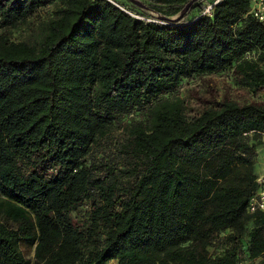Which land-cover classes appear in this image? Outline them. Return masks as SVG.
Returning a JSON list of instances; mask_svg holds the SVG:
<instances>
[{"label":"trees","instance_id":"1","mask_svg":"<svg viewBox=\"0 0 264 264\" xmlns=\"http://www.w3.org/2000/svg\"><path fill=\"white\" fill-rule=\"evenodd\" d=\"M147 1L0 0V264L262 257L264 215L246 214L262 144L243 134L264 130V100L189 118L174 94L225 71L263 90L264 22L250 0H215L210 15L195 0L165 22L192 0ZM49 5L38 41L10 39Z\"/></svg>","mask_w":264,"mask_h":264},{"label":"rangeland","instance_id":"2","mask_svg":"<svg viewBox=\"0 0 264 264\" xmlns=\"http://www.w3.org/2000/svg\"><path fill=\"white\" fill-rule=\"evenodd\" d=\"M116 3L124 4L131 8L129 0H111ZM143 5H149L147 0H138ZM203 5H209L214 0H203ZM55 5H49L35 12L25 23L20 24L17 28L10 29L8 35L14 42L34 43L41 38L44 26L48 19L53 15ZM141 9V8H139ZM143 10V9H142ZM173 19V18H172ZM184 101L186 116L191 118L198 115L205 107L217 104L222 100H229L238 105L247 103H262L264 100V89L255 93L248 92L246 89L238 86L233 75L229 71L215 73L211 75L196 76L189 80L182 81L178 86L175 94ZM138 116V115H135ZM134 115L131 118L138 119ZM120 131V130H119ZM119 131L114 132L113 136L118 135ZM101 147L97 146L93 154L99 158L107 151L106 143ZM107 156V154L105 155ZM106 158V157H105ZM264 169V148H260L256 155L254 173L259 174ZM224 236V234H222ZM221 243L214 247L220 250ZM224 246V245H222ZM211 250V251H215ZM27 259L32 260V253L28 254ZM259 261L244 259L242 264H257ZM114 264V263H112Z\"/></svg>","mask_w":264,"mask_h":264},{"label":"built area","instance_id":"3","mask_svg":"<svg viewBox=\"0 0 264 264\" xmlns=\"http://www.w3.org/2000/svg\"><path fill=\"white\" fill-rule=\"evenodd\" d=\"M217 0L213 3L215 4ZM212 4H209L205 7L203 14L210 15ZM255 19L260 22H264V0H250V11ZM245 59H254L253 54L247 53L245 55ZM244 136L256 135L258 139L261 141L262 147L264 148V130L263 131H251L249 133H244ZM255 191L253 195L249 198L247 206H246V214L254 215V214H262L264 215V169L261 173L257 174L255 178ZM258 261H263L264 264V253Z\"/></svg>","mask_w":264,"mask_h":264},{"label":"water","instance_id":"4","mask_svg":"<svg viewBox=\"0 0 264 264\" xmlns=\"http://www.w3.org/2000/svg\"><path fill=\"white\" fill-rule=\"evenodd\" d=\"M131 3L137 5L140 8H144V6L138 1V0H129ZM195 0H192L191 2H189L185 8L183 9V11L181 12L180 16L177 18H173V19H169V18H165V17H160L161 21H170V20H179L183 17V15L185 14V12L188 10V8L190 7V5L192 4V2H194Z\"/></svg>","mask_w":264,"mask_h":264},{"label":"crops","instance_id":"5","mask_svg":"<svg viewBox=\"0 0 264 264\" xmlns=\"http://www.w3.org/2000/svg\"><path fill=\"white\" fill-rule=\"evenodd\" d=\"M214 1H215V0H214ZM214 1H213V2H214ZM211 3H212V2H211Z\"/></svg>","mask_w":264,"mask_h":264}]
</instances>
